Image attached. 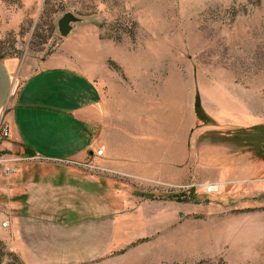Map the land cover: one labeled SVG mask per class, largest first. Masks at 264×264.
I'll return each instance as SVG.
<instances>
[{
    "label": "rangeland",
    "instance_id": "rangeland-1",
    "mask_svg": "<svg viewBox=\"0 0 264 264\" xmlns=\"http://www.w3.org/2000/svg\"><path fill=\"white\" fill-rule=\"evenodd\" d=\"M70 10L83 22L63 37ZM56 50L96 80L108 67L127 88L164 85L158 113L182 107L187 140L173 167L124 174L104 154L21 160L0 130L15 168L0 164V264H264V0H0V56L28 64ZM7 77L0 65L3 115Z\"/></svg>",
    "mask_w": 264,
    "mask_h": 264
},
{
    "label": "crops",
    "instance_id": "crops-1",
    "mask_svg": "<svg viewBox=\"0 0 264 264\" xmlns=\"http://www.w3.org/2000/svg\"><path fill=\"white\" fill-rule=\"evenodd\" d=\"M85 51L84 59L91 62L93 54ZM0 65L8 76L6 92L10 98L4 115L0 102V119L9 130L3 143L10 150L58 159L90 158L95 162L102 161V156L93 151L104 148L102 155L109 168L124 174L132 168L152 170L155 175L162 164L173 167L171 161L177 158V142L187 140L182 107L169 113L165 111L167 106H161L163 110L158 113L162 105L159 96L164 98L172 93L164 85L161 86L165 90L158 91L155 82L136 81L127 88L120 74L108 67L101 68L104 77L96 80L87 71H81L73 58L61 50L28 64H20L16 56H0ZM19 72L17 77L22 82L18 86L14 78ZM187 117L190 127L189 109ZM177 120L180 138L169 132ZM164 154L167 164L161 161ZM136 160L141 167H131ZM60 169L68 175L74 174L65 167Z\"/></svg>",
    "mask_w": 264,
    "mask_h": 264
},
{
    "label": "built area",
    "instance_id": "built-area-1",
    "mask_svg": "<svg viewBox=\"0 0 264 264\" xmlns=\"http://www.w3.org/2000/svg\"><path fill=\"white\" fill-rule=\"evenodd\" d=\"M0 130H1V135L2 136H4V137H8V134H9V130H8V128H7V126H5L4 124H1V126H0ZM103 151H104V149L103 148H100V149H98V150H96L95 151V154L97 155V156H100V155H102L103 154ZM21 160H26V161H31V159H41V160H45V159H47V160H58V161H67V160H65L64 158H60V159H58V158H51V157H43V156H40V155H38V154H31V155H29V154H23V155H21L20 157H19ZM0 164L2 165V174H4V175H10L11 173H13L14 171H15V168L13 167V166H11L7 161H5V160H2L1 161V159H0ZM206 189H207V191H212V188L208 185L207 187H206Z\"/></svg>",
    "mask_w": 264,
    "mask_h": 264
},
{
    "label": "water",
    "instance_id": "water-1",
    "mask_svg": "<svg viewBox=\"0 0 264 264\" xmlns=\"http://www.w3.org/2000/svg\"><path fill=\"white\" fill-rule=\"evenodd\" d=\"M83 22V19L78 17L73 11L63 12L57 18L56 29L57 32L63 36L67 37L70 35V32L73 30L74 25Z\"/></svg>",
    "mask_w": 264,
    "mask_h": 264
},
{
    "label": "trees",
    "instance_id": "trees-1",
    "mask_svg": "<svg viewBox=\"0 0 264 264\" xmlns=\"http://www.w3.org/2000/svg\"><path fill=\"white\" fill-rule=\"evenodd\" d=\"M194 112H195V116L196 117H198V118H200L201 120L205 117L204 116V112H203V109H202V107H201V105H200V102H199V99H198V96H196L195 97V99H194ZM26 152H30V151H28V150H26ZM26 154H28V153H26ZM148 197H150V198H154V197H152V196H149L148 195ZM169 199H175V200H178L179 199V197H178V195L176 194H172V195H169V196H167ZM192 196H190V197H188L189 199L191 198ZM20 198V197H19ZM13 200H16V199H13Z\"/></svg>",
    "mask_w": 264,
    "mask_h": 264
}]
</instances>
